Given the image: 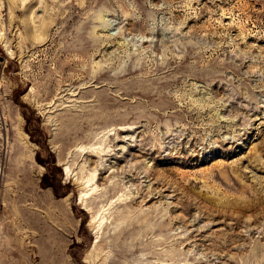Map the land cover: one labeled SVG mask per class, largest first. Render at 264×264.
<instances>
[{
    "label": "rangeland",
    "instance_id": "374dc122",
    "mask_svg": "<svg viewBox=\"0 0 264 264\" xmlns=\"http://www.w3.org/2000/svg\"><path fill=\"white\" fill-rule=\"evenodd\" d=\"M0 264H264V0H0Z\"/></svg>",
    "mask_w": 264,
    "mask_h": 264
},
{
    "label": "bare ground",
    "instance_id": "6f19581e",
    "mask_svg": "<svg viewBox=\"0 0 264 264\" xmlns=\"http://www.w3.org/2000/svg\"><path fill=\"white\" fill-rule=\"evenodd\" d=\"M69 168H68V166H64V173L66 174V175H68L69 174ZM93 176V175H92ZM93 179V177H91V178H88L87 180H86V182H90L91 180ZM86 198V192L85 193H80L79 194V200H80V202H82V203H84V199Z\"/></svg>",
    "mask_w": 264,
    "mask_h": 264
}]
</instances>
